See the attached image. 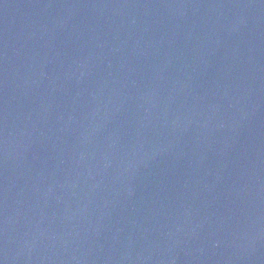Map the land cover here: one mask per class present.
<instances>
[{"label": "water", "instance_id": "95a60500", "mask_svg": "<svg viewBox=\"0 0 264 264\" xmlns=\"http://www.w3.org/2000/svg\"><path fill=\"white\" fill-rule=\"evenodd\" d=\"M0 264H264V0H0Z\"/></svg>", "mask_w": 264, "mask_h": 264}]
</instances>
